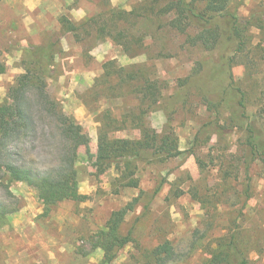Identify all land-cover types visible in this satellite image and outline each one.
Listing matches in <instances>:
<instances>
[{
    "label": "rangeland",
    "instance_id": "1",
    "mask_svg": "<svg viewBox=\"0 0 264 264\" xmlns=\"http://www.w3.org/2000/svg\"><path fill=\"white\" fill-rule=\"evenodd\" d=\"M261 3L243 0L239 16L250 19ZM150 5L151 0L0 2V105L9 101L17 77L26 70L31 57L26 50L49 49L54 58L49 91L83 127L91 154L97 156L108 114L120 121V130L112 136L128 141L140 137L133 115L140 113L136 108L141 99L134 86L141 81L119 85L118 75L120 68L140 70L167 84L159 107L149 103L142 107L144 125L159 134L170 126L184 152L166 162L155 161L149 152L142 154L129 174L122 162L99 168L81 148L77 169L83 200L61 203L48 216H43L44 207L27 183L12 184L20 209L0 226V264H99L104 251L93 250L90 239L106 228L113 212L136 198L121 227L122 234L131 235L130 243L112 264H155L166 242L177 249L176 259L167 264H203L209 258V244L216 245L231 225L239 227V244L254 249L253 264H264V252H257L264 248V164L251 165L248 191L239 152L249 138V121L242 116L228 77L227 61L235 42L224 36L213 51L192 46L185 35L162 27L164 19L147 14ZM111 9L134 13L112 28V36L99 37L94 24L84 25ZM63 17L80 26L76 33L63 31ZM99 19L107 20L104 14ZM252 31V45H262L263 51L251 49L249 60L239 56L232 67L235 85L248 92L251 116L264 105V99L259 101L264 90V42L257 29ZM186 78L190 83L178 84ZM125 115L133 119L123 123ZM225 124L234 133L216 134L218 125ZM133 178L139 187H125Z\"/></svg>",
    "mask_w": 264,
    "mask_h": 264
},
{
    "label": "trees",
    "instance_id": "2",
    "mask_svg": "<svg viewBox=\"0 0 264 264\" xmlns=\"http://www.w3.org/2000/svg\"><path fill=\"white\" fill-rule=\"evenodd\" d=\"M242 5L243 0L240 2L238 0H151L147 14L151 12L158 18L164 19L165 25L162 27L185 35L187 43L192 46L199 45L205 50L213 51L224 36L228 41L235 42L233 55L227 61L228 77L230 88L239 96L238 104L242 116L249 121L247 126L249 138L239 152V158L248 174L249 191L252 181L251 165L257 161L264 164V105L262 104L252 116L247 115L248 92L235 85L232 67L238 64L239 56L249 60L251 49L261 48L260 51H263L262 45L253 46L251 41L254 39L252 30L257 29L260 33V42H264V0L260 10L250 19L239 16L238 8ZM103 14L107 20L100 23L99 18ZM133 14V10L126 12L111 9L98 17L90 18L84 25L94 24L97 28L93 27V31L99 37L112 36V28H117L119 22H124ZM61 24L65 32L76 33L80 28L67 17L61 19ZM26 51L31 55L26 70L17 77L9 101L0 105V226L8 224L10 216L20 209L19 201L11 188L14 183H27L35 191L44 207L43 216L50 215L61 203L82 201L77 169L81 148L85 147L89 157L96 159L99 168H103L106 163L122 162L129 174L135 161L142 160V154L149 152L157 162H166L184 154L180 150L179 139L174 129L165 126L164 131L159 134L143 122L142 107L148 103L150 106L159 107L167 84L163 85L159 79L144 75L140 70L128 72L126 68H120L119 85L141 81L134 86L138 98L141 99L136 108L140 113L133 115L137 120L135 128L141 131V135L133 141L112 136L114 130H120V121L107 113L100 132L97 156L92 155L90 139L83 133V127L74 116L63 110L61 104L49 91L48 79L54 70L53 53L45 47H31ZM243 64L248 66L245 62ZM2 71L3 69L0 70ZM106 77H109V73ZM190 81V78H186L180 80L178 84L185 86ZM263 99L264 90L259 101ZM212 106L213 104L210 105ZM133 117L128 116L131 120ZM128 118L125 115L122 122L125 123ZM225 125V127L218 125V129H215L216 134L231 136L234 133L231 125ZM196 138L197 141L199 134ZM192 153H194L193 149ZM196 158L199 162L200 157ZM223 165L221 170L229 177L230 171ZM134 174L131 172V176ZM124 186L138 188L139 182L133 178ZM137 202L138 198L121 210L113 212L106 228L98 231L90 239L93 250L104 251V257L99 264H112L117 258L118 251L130 243L131 235L122 234L121 227ZM237 228H239L237 225H231L225 236L217 238L216 245L209 244V249H206L209 258L203 264H253L251 253L254 249L239 244L240 232H237ZM257 252L262 254L264 248ZM175 255L177 256V249L170 242H166L155 264H167L176 259Z\"/></svg>",
    "mask_w": 264,
    "mask_h": 264
},
{
    "label": "crops",
    "instance_id": "3",
    "mask_svg": "<svg viewBox=\"0 0 264 264\" xmlns=\"http://www.w3.org/2000/svg\"><path fill=\"white\" fill-rule=\"evenodd\" d=\"M50 258H51V259H53V258H54V256H50Z\"/></svg>",
    "mask_w": 264,
    "mask_h": 264
}]
</instances>
